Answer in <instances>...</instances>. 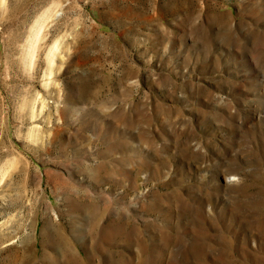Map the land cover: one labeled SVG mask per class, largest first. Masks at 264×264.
<instances>
[{
	"label": "rangeland",
	"instance_id": "374dc122",
	"mask_svg": "<svg viewBox=\"0 0 264 264\" xmlns=\"http://www.w3.org/2000/svg\"><path fill=\"white\" fill-rule=\"evenodd\" d=\"M0 264H264V0H0Z\"/></svg>",
	"mask_w": 264,
	"mask_h": 264
},
{
	"label": "bare ground",
	"instance_id": "6f19581e",
	"mask_svg": "<svg viewBox=\"0 0 264 264\" xmlns=\"http://www.w3.org/2000/svg\"><path fill=\"white\" fill-rule=\"evenodd\" d=\"M232 177V176H231ZM232 180V179H231Z\"/></svg>",
	"mask_w": 264,
	"mask_h": 264
}]
</instances>
